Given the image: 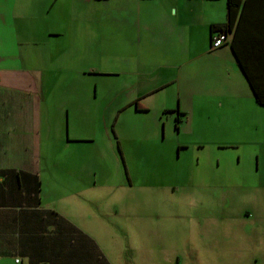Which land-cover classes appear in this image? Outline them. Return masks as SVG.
<instances>
[{"label": "crops", "instance_id": "crops-1", "mask_svg": "<svg viewBox=\"0 0 264 264\" xmlns=\"http://www.w3.org/2000/svg\"><path fill=\"white\" fill-rule=\"evenodd\" d=\"M258 14V37L264 39V11ZM228 22V0H0V264H113L102 248V178L69 180L66 186L75 188L67 194L53 189L54 181L45 186L43 171L54 165L44 158L49 151L42 149L43 137L56 128L63 138L66 129L50 118L55 102L44 98L49 88L42 78L37 86V63L21 47L25 38L47 45L48 38H69L63 31L70 26L102 24L103 44L95 41L94 53L114 58V68L89 72L112 77L104 87L114 95L105 99L99 117L108 106V116H128L150 133L162 128L165 134L168 126L181 130L185 120L219 121L226 112L227 121H234L264 110L232 46L212 50V27ZM39 25L60 30L42 35ZM242 47L264 64V57ZM248 66L264 88V66L251 60ZM32 89L41 96L27 97ZM78 107L89 111L92 104L78 101ZM67 121L72 138L71 127L83 128L86 119ZM258 154L251 159L257 169ZM88 205L95 208L91 216Z\"/></svg>", "mask_w": 264, "mask_h": 264}, {"label": "rangeland", "instance_id": "rangeland-1", "mask_svg": "<svg viewBox=\"0 0 264 264\" xmlns=\"http://www.w3.org/2000/svg\"><path fill=\"white\" fill-rule=\"evenodd\" d=\"M39 27L42 35L60 30ZM63 32L69 38H48L45 45L26 37L21 45L37 63V86L42 78L49 88L44 98L55 102L50 118L66 129L63 138L56 128L43 137L44 158L54 165L43 171L45 186L55 182L52 188L67 194L75 188L66 186L69 180L102 178V248L113 264H264V110L234 121L226 112L219 121L185 120L181 130L168 126L165 134L128 116H108V106L99 117L114 95L104 87L112 77L89 72L114 68V58L94 53L95 41L103 44L102 24ZM34 95L41 96L27 90V97ZM78 101L91 109L77 108ZM67 117L86 119L83 128L71 127L73 139ZM255 154L259 169L252 165ZM88 206L91 216L95 208Z\"/></svg>", "mask_w": 264, "mask_h": 264}, {"label": "trees", "instance_id": "trees-1", "mask_svg": "<svg viewBox=\"0 0 264 264\" xmlns=\"http://www.w3.org/2000/svg\"><path fill=\"white\" fill-rule=\"evenodd\" d=\"M228 8V24L213 26L211 41L214 34L218 32L228 35V43L232 46L238 62L256 94L257 102L264 106V88H261V85L256 82L248 66L250 60L264 66V64H261L263 61L260 62L254 53L249 54V56L245 55L242 47V45L248 46L259 57H264V53L263 55L260 54V52H264V39L258 37L260 24L263 22V14H258V9L264 11V0H228ZM246 23L256 33L252 29H247V26L245 28ZM245 29L247 32H245Z\"/></svg>", "mask_w": 264, "mask_h": 264}, {"label": "built area", "instance_id": "built-area-1", "mask_svg": "<svg viewBox=\"0 0 264 264\" xmlns=\"http://www.w3.org/2000/svg\"><path fill=\"white\" fill-rule=\"evenodd\" d=\"M228 35L225 33L218 32L214 34L213 40H212V50H216L226 43H228ZM19 262V261H17Z\"/></svg>", "mask_w": 264, "mask_h": 264}]
</instances>
